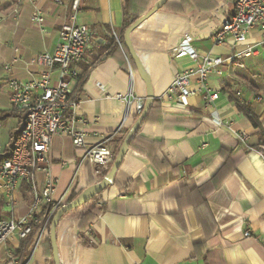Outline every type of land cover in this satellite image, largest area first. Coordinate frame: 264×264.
Wrapping results in <instances>:
<instances>
[{
  "label": "crops",
  "instance_id": "crops-1",
  "mask_svg": "<svg viewBox=\"0 0 264 264\" xmlns=\"http://www.w3.org/2000/svg\"><path fill=\"white\" fill-rule=\"evenodd\" d=\"M160 1L81 0L75 12L77 23L96 37L86 54L89 63L106 50L75 83V113L86 120V144L109 139L115 154L134 124L115 94L131 89L135 98L145 99L147 80L154 103L112 183L100 192L96 220L83 235L89 245L78 240V219L58 222L59 264H264V157L255 148L259 129L233 101L248 107L264 129V33L252 29L242 43L215 45L212 36L233 14L231 0H166L128 37L145 80L135 75L123 48L109 47V40L112 33L123 39L124 26ZM36 13L41 23L32 21ZM73 14L72 0H0V117L9 116L0 124V148L6 152L19 127L6 81L36 77L42 68L29 59L54 52L60 28ZM186 39L200 56L224 61L206 82L218 93L211 105L203 102L196 75L190 77L193 95L185 106L175 95H166L178 73L194 68L177 52ZM240 55L234 61L242 68L227 61ZM58 76L51 73L54 82ZM81 157L69 137L52 139L50 173L57 180L53 200L63 199L74 180L82 192L98 183L101 176L94 177L92 165L81 163ZM44 179L45 172L39 171L33 184L20 181L12 192L0 191V218L27 215ZM43 213L40 206L38 221ZM35 231L26 239L13 235L0 244V264H9L10 257L20 264H54L46 232L38 240Z\"/></svg>",
  "mask_w": 264,
  "mask_h": 264
},
{
  "label": "built area",
  "instance_id": "built-area-1",
  "mask_svg": "<svg viewBox=\"0 0 264 264\" xmlns=\"http://www.w3.org/2000/svg\"><path fill=\"white\" fill-rule=\"evenodd\" d=\"M81 0H72L74 14L68 23L61 26L58 42L52 54H40L29 59V64L41 67L37 76L27 82L8 79L6 84L10 90V109L20 116L17 136L12 140L9 150L0 148V191L12 192L20 181L33 184L36 172L44 171L45 179L42 188L36 191L33 203L27 215L18 218H0V244L16 235L19 239H26L34 232L40 240L48 232V223L62 206L66 205L63 199L53 200L57 180L50 173L49 152L52 139L55 136L69 137L72 146L82 153L81 163L88 162L93 167V176L100 177L102 169L110 166L114 160V153L108 145L109 139H101L97 144H86V132L82 126L86 120L75 113L79 103V89L75 83L78 79L80 66L90 63L86 54L95 44L94 33L85 25L76 21L75 12ZM233 14L221 22L219 29L214 33V44H224L228 40L242 43L249 30L258 29L264 33V0H231ZM40 14L36 13L32 21L41 23ZM114 44L122 48L120 38L112 33ZM178 54L187 56L194 68L178 73L168 87L166 95L176 96L182 106L186 105L187 98L193 95L190 89V77L197 76L201 86L202 100L211 105L218 97L206 85L211 74L219 72L223 64L220 57L210 55L200 56L186 39L177 48ZM248 53H251L249 50ZM247 53V54H248ZM242 55L228 58L237 68L243 66L234 59ZM17 58L12 57L11 62ZM9 70V65L3 67ZM57 71V81H53L51 73ZM117 100L125 106L127 113L134 110L140 114L144 107V98H135L130 89L128 94H115ZM81 126V127H80ZM243 139V135H237ZM65 165L64 162L61 163ZM42 206L44 215L42 220L36 218L37 209ZM247 235V233L245 234ZM9 264H20L16 258L10 257Z\"/></svg>",
  "mask_w": 264,
  "mask_h": 264
},
{
  "label": "trees",
  "instance_id": "trees-1",
  "mask_svg": "<svg viewBox=\"0 0 264 264\" xmlns=\"http://www.w3.org/2000/svg\"><path fill=\"white\" fill-rule=\"evenodd\" d=\"M132 24H129V25H125L124 26V31L123 33L126 31L127 28H129ZM110 41V46L114 45L115 47L118 48V46H116L114 44V41L113 39L109 40ZM121 41V44H122V48L128 58V61L130 62L131 66L133 68H135V75L136 76H139V77H143L141 71L136 68L135 66V61L131 58V56L129 55V51L127 50V48L123 45V39L121 38L120 39ZM108 47V45H107ZM106 50L104 49H101L100 52H99V55L97 56H94L92 57V60H91V63L94 64L96 63L100 57L105 53ZM90 63V64H91ZM88 66H84L81 67L80 66V71L81 73L78 75V80H82V78L84 77L85 73L87 72ZM234 103H235V106L236 108L238 109V111H240V113H242L249 121L250 123L252 124V126L254 128H257L259 129V136H258V142H257V145L255 146L256 150L259 151L262 156L264 157V129L261 127L260 123L258 122L256 116L252 113V111L242 105L240 102L236 101V100H233ZM154 103V100L151 101V104ZM141 114V113H140ZM140 114H137L134 110H131L130 112V115L131 117L133 118V121L135 122L137 120V118L140 116ZM9 116L8 115H5V116H1L0 117V124L5 121ZM19 119H20V116H19ZM145 121V118L141 121L139 127L136 129V131L133 133V135L131 136L130 140H129V144L128 146L130 145L131 141L133 140V138L135 137V135L138 133L139 129H140V126L142 125V123H144ZM17 136V132L13 135V139ZM12 139V140H13ZM118 151V150H117ZM117 151L116 153L114 154V158L117 154ZM112 165V164H111ZM111 165L108 167L107 171L105 172H102L101 174V178L99 179L98 183L102 180V178L109 172L110 168H111ZM94 186V185H93ZM82 193V190H79L78 189V186L75 182V180L73 181V183L71 184L67 194L65 195V197L63 198V202L64 204H67V203H70V202H73L80 194ZM99 195L100 193L96 194L94 197H92L88 202L74 208V209H71L69 210L68 212H66L62 218L64 217H75L76 219H78L80 221V225H79V235H78V240L84 244V245H89V243L87 242V240L84 238V233H86L89 229V226L92 222H94L96 220V217H97V212L95 210V204L97 203L98 201V198H99ZM52 220V219H51ZM51 220L50 222L48 223V230H49V227H50V224H51ZM37 226V225H36ZM36 226H33L34 228L33 229H36ZM45 244L48 248V251L51 253V248H50V243H49V236H48V232H47V236L45 238Z\"/></svg>",
  "mask_w": 264,
  "mask_h": 264
},
{
  "label": "water",
  "instance_id": "water-1",
  "mask_svg": "<svg viewBox=\"0 0 264 264\" xmlns=\"http://www.w3.org/2000/svg\"><path fill=\"white\" fill-rule=\"evenodd\" d=\"M166 0H161L159 3H157L147 14H145L143 17L139 18L136 20L129 28L126 29L123 35V42L128 48L129 55L131 58L136 62L139 70L141 71L143 78L146 80V77L144 76V73L136 61L133 52L130 50L128 46V37L130 32L137 27L145 18L150 16L152 13L157 11L164 3ZM147 82V89H146V96H145V102H144V107L143 110L140 114V116L137 118V120L134 122L128 133L126 134L124 140L122 141L117 154L112 162L111 168L109 172L102 178V180L97 183L96 185L90 187L89 189L83 191L73 202L67 203L66 205L62 206L57 212L54 214L51 224L48 230V236H49V243H50V248L52 251V257L54 264H59V257H58V252H57V246H56V227L62 216L68 212L71 209H74L86 202H88L92 197H94L96 194L100 193L107 185L111 184L114 178V175L126 153V150L128 148L129 140L133 133L136 131V129L139 127L141 121L146 117L147 112L150 108L151 101H152V89Z\"/></svg>",
  "mask_w": 264,
  "mask_h": 264
}]
</instances>
